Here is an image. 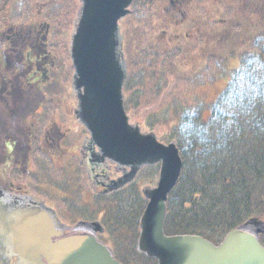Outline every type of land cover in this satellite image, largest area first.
<instances>
[{
	"label": "trees",
	"instance_id": "trees-1",
	"mask_svg": "<svg viewBox=\"0 0 264 264\" xmlns=\"http://www.w3.org/2000/svg\"><path fill=\"white\" fill-rule=\"evenodd\" d=\"M120 36L131 122L175 141L183 160L166 233L218 244L249 220L264 224V0H133ZM223 80L208 99L206 88ZM152 182L111 190L107 207L101 202V236L126 264H157L136 249L141 188ZM124 234L130 249L117 245ZM259 237L264 244V230Z\"/></svg>",
	"mask_w": 264,
	"mask_h": 264
},
{
	"label": "flooded vegetation",
	"instance_id": "flooded-vegetation-1",
	"mask_svg": "<svg viewBox=\"0 0 264 264\" xmlns=\"http://www.w3.org/2000/svg\"><path fill=\"white\" fill-rule=\"evenodd\" d=\"M43 2L0 0V225L47 216L62 235L71 223L98 235L93 196L107 207L127 168L100 158L80 120L71 65L77 5L61 23L55 8L47 19ZM0 264H22L1 237Z\"/></svg>",
	"mask_w": 264,
	"mask_h": 264
},
{
	"label": "water",
	"instance_id": "water-1",
	"mask_svg": "<svg viewBox=\"0 0 264 264\" xmlns=\"http://www.w3.org/2000/svg\"><path fill=\"white\" fill-rule=\"evenodd\" d=\"M133 0H83L72 40V60L79 92V116L91 133L101 159L108 158L130 171L120 184L132 181L145 165L161 163L157 186L145 190L147 206L140 219L137 248L158 264H264L261 228L256 221L230 230L216 245L197 234L165 233L168 195L183 166L175 142L165 144L154 133L130 123L124 105L126 78L120 53L119 20L130 12ZM0 225L22 264H125L93 232L65 236L45 216Z\"/></svg>",
	"mask_w": 264,
	"mask_h": 264
},
{
	"label": "rangeland",
	"instance_id": "rangeland-1",
	"mask_svg": "<svg viewBox=\"0 0 264 264\" xmlns=\"http://www.w3.org/2000/svg\"><path fill=\"white\" fill-rule=\"evenodd\" d=\"M67 1V3H70L71 1H72V7H71V9H70V11H72V8H73V6L74 5H77V7H78V0H66ZM52 2V4L50 5V3ZM44 5L42 4V8H43V6L44 7H46V9H45V12H46V17H47V19H48V13L49 12H51V11H47V10H50V8H51V6L53 7V8H55L56 10H58V11H60L61 9H63V7H64V3H63V0H44ZM69 11V12H70ZM77 11H78V9H77ZM68 12V13H69ZM62 14H63V16H64V20L63 21H65L66 22V19H67V15H68V13H63V12H61ZM76 13V12H75ZM75 15V14H74ZM74 15H70V18L73 20V18L75 17ZM238 64H239V59L238 58H232L231 59V61H230V66L231 67H236V66H238ZM72 65V64H71ZM74 74V73H73ZM226 80H223V81H219L218 83H217V85L216 86H214V87H209V88H206V94H207V96H208V99H214L217 95H218V93L223 89V87H224V85L226 84V82H225ZM146 132V131H145ZM146 167V166H145ZM145 167H143L141 170H139V172H138V175H137V185H140L139 183H140V181H153L152 183H147V184H145L144 186H142V188L141 189H146V188H149V187H152V186H154V185H156L157 184V180H158V178H156V179H151L150 178V176H151V174L153 173V171L155 170V171H157V175H158V173H159V166L156 168V169H153V168H145ZM110 169H112V170H114V173H115V169H116V165L115 164H110ZM126 171H128V169H126ZM117 176V174L115 173L114 175H111L110 176V179H112V178H115ZM158 177V176H157ZM96 200H97V197H95V196H93V199H92V201H93V203H92V205H93V209H94V211L95 212H97V210L98 211H100V210H102V208H100L101 207V204L100 205H97L96 203ZM250 221V220H249ZM72 225L73 226H77V224L76 223H72ZM244 225V224H243ZM242 226V225H241ZM251 227L253 228V229H256V228H261V229H264V224L262 223V224H258V225H251ZM260 235V234H259ZM258 235V236H259ZM104 235H102V236H100L99 234L97 235V237L102 241V242H105L104 240H103V237ZM121 240H122V245L123 246H121L120 244H117L118 245V247H119V249L121 248V247H124L125 249H130L131 248V246H130V244L132 243V241L129 239V236H127L126 234H124V235H122L121 236ZM106 244V243H105ZM110 248H111V250L113 251V253L115 254V251L113 250V247H111V245H108ZM136 249H137V245H136ZM137 251H138V249H137Z\"/></svg>",
	"mask_w": 264,
	"mask_h": 264
}]
</instances>
